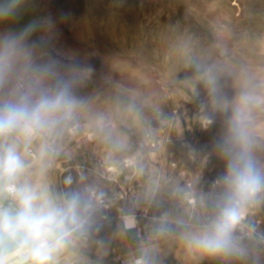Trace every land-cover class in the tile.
Instances as JSON below:
<instances>
[{"label":"rangeland","instance_id":"374dc122","mask_svg":"<svg viewBox=\"0 0 264 264\" xmlns=\"http://www.w3.org/2000/svg\"><path fill=\"white\" fill-rule=\"evenodd\" d=\"M32 20L51 24L33 37L45 38L46 55L91 69L78 89L88 105L81 131L69 136L49 171L51 188L98 187L110 203L100 226L127 237L141 231L145 241L160 217L178 214V189L208 193L223 173L214 144L226 114L213 109L196 67H213L228 100L246 82L264 81V0H26L0 31ZM99 116L126 138V151H113L95 134ZM205 116L214 120L207 129ZM129 157L144 165L143 175ZM150 180L158 191L149 202ZM188 203L194 206V197ZM129 212L137 225L125 230L122 215ZM254 220L264 230V207ZM116 235L106 248L92 245L91 256L110 262L105 252Z\"/></svg>","mask_w":264,"mask_h":264},{"label":"clouds","instance_id":"9594fccd","mask_svg":"<svg viewBox=\"0 0 264 264\" xmlns=\"http://www.w3.org/2000/svg\"><path fill=\"white\" fill-rule=\"evenodd\" d=\"M25 3L0 0V24L15 20ZM50 27L32 20L20 30L0 31V264H65L100 230L102 212L110 207L98 187L56 192L48 182L69 136L81 131L88 105L78 89L91 72L46 55L45 38L33 37ZM196 71L213 109L226 114L214 144L224 170L208 193L177 190L178 214L159 218L134 264H153L151 241L160 237L176 238L192 259L264 264V230L254 220L264 207V81L246 82L228 100L219 93L213 67L197 65ZM213 123L210 116L201 119L204 129ZM95 134L113 151L128 148L103 116L96 118ZM128 163L144 174L136 157ZM157 191L150 180L149 202ZM193 197L194 206L188 203ZM122 222L130 229L135 217L123 214Z\"/></svg>","mask_w":264,"mask_h":264},{"label":"crops","instance_id":"0c3cea01","mask_svg":"<svg viewBox=\"0 0 264 264\" xmlns=\"http://www.w3.org/2000/svg\"><path fill=\"white\" fill-rule=\"evenodd\" d=\"M119 231L120 230L108 232L104 226H100V230L94 233V235L89 240L87 247L77 248L73 250L71 253H69L65 259V264H73L75 261H77L81 257H86L85 260L87 261L89 259L88 255L91 256L95 252V249L92 247L93 244L98 243L99 245H102L103 243V246H104L103 248H106V244H105L106 240L109 237L115 234H118ZM151 235H152V231H149L145 238L146 239L145 241L143 240V235H142V232L140 231L137 232L132 237L129 236L128 238L132 245L133 251L129 254H125L122 256H131V255L139 256L137 252H140V249L142 248V246H144L145 244L149 242V237ZM119 238L121 239V237ZM134 239H137V240L133 242ZM154 239L156 240L153 241ZM154 239L151 241V243L154 244L156 248L155 250L156 252H154L151 256L153 264H189V263L190 264H219L218 261L210 260V259H202V260L192 259L191 257L187 255V253L184 251V249L179 244L178 240L174 237H160V238H154ZM99 242H102V243H99ZM177 252H180V254L177 255L176 254ZM117 264H118V261H117Z\"/></svg>","mask_w":264,"mask_h":264},{"label":"bare ground","instance_id":"6f19581e","mask_svg":"<svg viewBox=\"0 0 264 264\" xmlns=\"http://www.w3.org/2000/svg\"><path fill=\"white\" fill-rule=\"evenodd\" d=\"M136 225H137V220L135 219V226L130 228V229H134L136 227ZM119 237H121V239ZM110 241L112 243H111L108 251L105 252V256H109L110 262H107V263L105 262L102 264H117L119 256H122L123 254H128L132 251V245L129 241V238L127 237V235L124 232H120L115 237H113L112 240L110 239L109 242ZM139 255H140V252H139ZM100 257L94 258V257L88 255L89 259L87 261L85 260L86 257H82V258H79L77 261H75L73 264H101V261L98 262L99 261L98 259H101ZM182 258H184V257H182Z\"/></svg>","mask_w":264,"mask_h":264},{"label":"built area","instance_id":"2783aa9c","mask_svg":"<svg viewBox=\"0 0 264 264\" xmlns=\"http://www.w3.org/2000/svg\"><path fill=\"white\" fill-rule=\"evenodd\" d=\"M137 257L138 256H136V255L120 256V257H118V264H134Z\"/></svg>","mask_w":264,"mask_h":264}]
</instances>
